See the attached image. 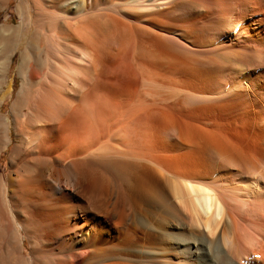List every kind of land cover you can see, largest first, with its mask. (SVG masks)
<instances>
[{"label":"bare ground","instance_id":"1","mask_svg":"<svg viewBox=\"0 0 264 264\" xmlns=\"http://www.w3.org/2000/svg\"><path fill=\"white\" fill-rule=\"evenodd\" d=\"M54 1L62 27L56 25L53 38L59 44L66 35L62 46L70 44L63 47L70 57L101 65L109 35L102 34L99 23L85 21L96 0ZM119 3L129 19H116L111 32L120 56L128 30L170 33L175 28L192 36L221 24L220 37L230 29L234 33L216 45L224 50L209 51L213 56L202 65L234 74L243 57L252 56L249 46L256 45L259 64L244 62L242 69L260 67L253 78L264 89V0ZM66 26L72 33L62 38ZM162 35L156 39L164 40ZM238 42L245 44L238 49ZM140 48L134 60L149 61L152 52ZM155 60L167 61L163 55ZM61 63L51 73L68 80L53 79L16 97V140L7 169H0V264H264V129L254 154L209 138L201 143L198 125L186 121V96L103 87V92L84 91L87 83L78 77L86 68ZM241 71L231 83L239 84ZM227 83L225 78L222 87ZM9 125L0 119V153L11 143Z\"/></svg>","mask_w":264,"mask_h":264},{"label":"rangeland","instance_id":"2","mask_svg":"<svg viewBox=\"0 0 264 264\" xmlns=\"http://www.w3.org/2000/svg\"><path fill=\"white\" fill-rule=\"evenodd\" d=\"M120 1L121 0H96L97 4L99 2V5L96 4L94 8L87 12L85 21L87 20L88 23L93 21L96 22V24L99 23L100 26L102 25L104 31L102 34L106 36L109 35L108 37L105 36V49L108 47V50L111 46L110 51H108L110 54L107 50L101 54L103 56V58L101 56L99 59V61L102 60L101 65L97 62V64L95 63L91 66L90 63H87L89 61L88 59H85V61L82 62L83 60H76L73 57H70L68 50L63 48L67 46L69 47V43L66 44V46H62V44L66 42V40H64L66 35L64 34L67 32L71 34L72 27L69 28L66 26L68 31L63 27V31H61L62 34L60 35L62 38V35H64L63 42L58 44L55 38H53L56 31V25L58 24L57 26L62 27V22L57 19L58 13L55 10V5H53V2H55L54 0H0V119L1 121H6L10 124L9 128L11 130L9 134L11 143L0 153V169H7L10 159L9 147H11L16 140L12 115L17 94L29 91H39L41 86H46L47 84L52 83L53 79L54 81L55 79L64 81L68 80L65 79L66 77L62 78L64 76L61 74H59L60 76H54V74H52L54 72L53 69L58 66L56 64L58 61H60V63L69 62L67 64H71L69 65V67L72 66L71 68L74 66H77L74 68H78L77 64L80 63V69L86 68L84 69V71H87L86 73L82 71L83 74H79L81 77L83 76V79L80 76L78 77L83 85L87 83L86 85L88 87H84V89L86 88L84 91L103 92L106 88L107 91L110 90V92L127 91L128 93H138L141 91L143 93L145 91L144 93L169 92L173 94L176 93V95L179 96L184 95L186 96L185 99L188 101L186 102L185 100L186 103L184 102L187 117L189 118L186 117V121L198 125V139L201 137V143L209 138L208 141L211 140L220 146H233L234 151L236 146H238L236 149H240L236 150V152L243 149H250L249 151H252L253 154L255 151L256 153L258 152L257 148L260 145L261 138L259 132L261 129H264V89L262 88V84H256L253 78V74H258V72L261 71V68L257 67L252 71L254 66L259 64H256V55L259 51L258 47L256 45H250L248 54H252V56H244V59H242L244 67L237 65L235 68L238 67V69L235 70L238 71L234 74L231 72V74L229 73L230 69L229 71L223 70L220 72L215 66L213 67L216 70L208 64L206 65L207 69L206 66L202 65L206 59L213 56L209 51L211 52L213 49L214 51H217L218 54L221 53L220 51H223L224 49L220 50L221 47L217 49L216 45L220 42H228L227 39L234 33V31H231L230 29V31L227 30L222 33L223 36L220 37L219 31H221V24L218 25L220 27L217 26L214 29H205L200 34L195 32L192 36H190L191 34H186L182 29L175 28H169L171 30L170 33H159L157 30H151L152 32L149 33L142 31V29H134L135 31H133V29L128 30L127 28L128 32H126V34L128 33L129 38L127 37L128 41L123 46L125 48V53H122L120 56L118 53L119 49L117 50L119 46L117 47L116 43H114L115 40L112 39L113 37L111 36V32L114 28L113 25L117 24L115 21L116 19L120 18L129 21L128 17L123 15L126 10L125 8L123 10L121 3H119ZM154 1L155 3L160 2V0ZM19 6H21L24 11L22 9L20 10L18 8ZM178 12L180 11H176V13ZM72 16L75 15L73 13L68 14V17ZM137 18L136 20L139 23ZM22 19H24L23 23ZM171 19L168 18L170 21ZM76 25H80V22ZM139 25L142 26L141 23H139ZM6 28L14 29L18 32L24 31V34L22 36H13L9 32L3 31V29ZM157 34L160 36L163 34L162 37L165 35L166 38L164 37V40L160 39V42L159 39H156L160 38ZM179 34L180 36H178ZM181 34H183V36ZM198 35L199 37H197ZM194 37L196 39H194ZM162 41L164 42V45L162 44ZM111 42L113 43L111 44ZM142 42H144V44ZM244 44L238 42L236 47L240 48V46ZM142 46L143 49L140 48ZM139 48L144 51L150 50L148 51L149 53L152 52V54H150L152 57L150 56L151 59L149 60L150 63L152 62L151 66L146 58L141 57L134 60L135 53L137 52L136 49L139 50ZM74 49V46H71V50ZM205 50H207V52H205ZM262 52L264 53V51H261V53ZM159 55H163V58L167 59V61L165 60V62L159 64L158 61H156L157 59L155 60L156 56ZM138 60H141V62ZM134 62H136L137 65L136 63L134 64ZM244 62H247V66H249V64L254 66L252 69H250V67L249 70L244 71L242 69L246 67ZM141 63H147L145 66H148L149 69L147 68L146 70L145 66L143 67L144 64L141 65ZM82 64L84 66H82ZM230 64L232 67V63ZM97 67H99L98 70H100V72L98 70L96 71ZM203 67L205 69H203ZM92 68L95 69V71L93 69L95 73L92 71ZM198 69H200V71H198ZM48 70L50 71V74L48 73ZM102 70L103 73L101 72ZM239 71L242 72L237 78L239 84L236 83V80L235 83H231L230 79L232 76L238 74ZM89 74L91 76L93 75L92 77L94 78ZM86 76L90 77L87 78ZM225 78L228 83L222 87ZM96 79H99L100 81H96ZM67 84L69 83L67 82ZM72 86L71 89L74 88L75 90H78L76 85V87H74V85ZM100 87H103V91H101ZM125 88H128L129 91ZM200 89L201 91L207 89L209 92L207 90L206 93L201 92ZM204 133L207 134L205 135ZM26 248H28V245H26Z\"/></svg>","mask_w":264,"mask_h":264}]
</instances>
